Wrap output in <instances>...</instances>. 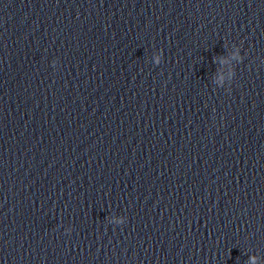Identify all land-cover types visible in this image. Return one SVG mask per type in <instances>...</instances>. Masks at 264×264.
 I'll return each mask as SVG.
<instances>
[{
	"label": "water",
	"instance_id": "95a60500",
	"mask_svg": "<svg viewBox=\"0 0 264 264\" xmlns=\"http://www.w3.org/2000/svg\"><path fill=\"white\" fill-rule=\"evenodd\" d=\"M252 257L264 0H0V264Z\"/></svg>",
	"mask_w": 264,
	"mask_h": 264
},
{
	"label": "clouds",
	"instance_id": "9594fccd",
	"mask_svg": "<svg viewBox=\"0 0 264 264\" xmlns=\"http://www.w3.org/2000/svg\"><path fill=\"white\" fill-rule=\"evenodd\" d=\"M157 59H158V58H157ZM55 63H56V62L54 61L53 64H55ZM124 222H125L124 217H118V218H116V220L114 221V223L117 224V225L123 224ZM249 264H258V262H257V260H256L255 257H252V258L250 259Z\"/></svg>",
	"mask_w": 264,
	"mask_h": 264
}]
</instances>
